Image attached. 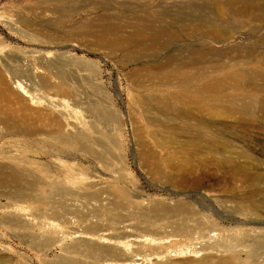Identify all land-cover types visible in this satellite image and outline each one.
Listing matches in <instances>:
<instances>
[{
  "label": "rangeland",
  "instance_id": "374dc122",
  "mask_svg": "<svg viewBox=\"0 0 264 264\" xmlns=\"http://www.w3.org/2000/svg\"><path fill=\"white\" fill-rule=\"evenodd\" d=\"M142 1L0 0V74L9 84L15 80L21 82L23 93L32 98L29 101L12 91L6 100L0 101V108L12 110L16 118H26L39 128L53 129L47 107L48 99L56 98L67 106L65 117L83 124L89 135L85 140L89 145L87 150L76 144L74 132L65 138L54 133L51 138H41V142L29 139L25 148L22 145L14 149L0 147L3 156L12 153L21 156V153L31 171L30 179L36 181L26 199H8L7 188H0V264H60L64 258V263L74 264L122 262L119 257L114 260L91 256L82 246H76L74 250L73 235L79 232L95 236L110 233L114 240L125 241L127 252L141 257L143 261H138L141 264H185L184 260L191 256H179V249L185 250L187 246H193V241L201 240L204 232L211 229L210 224L227 244L240 236L242 229L264 227L257 223L237 222L239 216L228 217L224 196L214 200L213 196L200 193L216 179L232 185L231 175L238 173L235 169L238 163L243 165L242 171L264 173V131L257 129L262 119L253 114L255 126L239 128L234 134L212 141L218 147L230 140L234 145L228 151L217 149L214 153L204 149L209 133H204V141H194L197 127L191 129V139L185 145L179 121H174L177 129L175 126L171 129L172 121H166L154 108V98L159 95L169 98V93L175 94L186 88L175 82L156 87L144 79L140 70L155 62L148 57L151 51L124 56L115 49L96 47L91 37L84 41L39 42L30 37L32 32L24 26L34 20L33 11L44 9L53 12L54 16L59 15L62 22L59 21L57 30L69 26L79 28L84 22H95L100 16H129ZM150 1L154 13L163 8L171 14L193 2ZM201 1L217 4L222 18L230 24L218 30L215 40L191 38L171 44L160 53L164 59L177 53L180 45L195 47L203 42L222 51L235 46L242 52L250 41L257 42L264 36V20L230 15L216 0ZM204 13L209 11L202 10L200 14ZM253 13L264 19V10L260 7ZM260 46L264 48V43ZM257 50H261L259 44ZM225 52L220 57L224 64L235 55ZM142 53L145 54L142 56ZM42 55L48 56L40 58ZM10 56L12 58H8ZM13 56L20 60L15 62ZM24 57L32 58L36 68L51 64L42 76L32 75ZM135 71L140 73L135 74ZM182 101L186 103L183 110L191 113L193 118H204L209 112H216L213 121L233 124L238 117L199 102L195 92H189ZM51 104L55 105L54 102ZM248 105L252 113L255 107L251 103ZM54 125L57 127L58 122ZM241 137L244 143L236 141ZM139 138L145 140V147L139 145ZM241 144L250 156L248 164L237 155L236 146ZM147 149L150 151L149 166L142 164L138 157ZM213 160L220 164L213 165ZM151 168L157 169V177ZM183 170L187 174L183 175ZM49 179L65 181L71 186L82 184L87 197L52 195L47 185ZM237 185L239 187L238 181ZM180 205L200 210L201 218L185 221L180 214L164 212L157 217L153 213L155 206L167 211ZM16 206L22 210L18 211ZM19 212L25 217H20ZM199 220L202 224L197 228ZM48 222L53 226H47ZM133 238H140L141 242L135 244ZM211 264L228 263H219L214 258Z\"/></svg>",
  "mask_w": 264,
  "mask_h": 264
},
{
  "label": "bare ground",
  "instance_id": "6f19581e",
  "mask_svg": "<svg viewBox=\"0 0 264 264\" xmlns=\"http://www.w3.org/2000/svg\"><path fill=\"white\" fill-rule=\"evenodd\" d=\"M215 2L223 4L230 15L248 17L257 21L264 20L253 13L258 7L264 10V2L261 0H216ZM136 9L129 16H100L94 20L95 22L86 21L79 28L69 26L60 31L56 29L62 22L58 18L59 15L54 16L53 12L52 14L43 9L33 11L31 14L34 20L25 23L24 26L32 32L30 37L39 42L57 43L65 39L84 41L86 37H91L96 47L115 49L124 56H130L134 52L139 54L151 51L152 54L148 57L155 62L140 70L144 79L156 87L175 82L181 84L182 88H186L177 90L175 94L169 93L167 95L169 98H164L161 95L154 98L156 103L154 108L161 112L166 121H172V124L169 125L171 129L175 126L174 121H179L180 133L185 139V145L191 139L189 136L191 129L197 127L198 132L192 138L194 141H204L202 140L204 133H209V137H206L208 141L203 144L204 149L214 153H217V149L228 151L234 145L230 140H225L226 142L218 146L219 148L215 147L212 141L222 138L221 136L234 134L239 128L246 129L255 126L251 118L253 114L262 119V123L258 124L257 129L264 131V48L260 46L264 43L263 35L257 42L250 41L242 52L238 51V47L235 46L227 48L225 51L235 54L229 58L228 64H224L220 58L225 55V51L208 47L204 42L195 47L194 45H180L177 48V53L164 59L160 53L171 44L191 38L215 40L218 38V30L227 28L230 23L222 18L217 4L201 0H193L185 7H179L174 14L163 8L154 13L150 0H143ZM202 10H208L209 13L200 14ZM258 44L261 48L259 51L257 50ZM144 54L142 53V56ZM13 60L16 62L20 59L14 57ZM24 61L32 75L41 74L42 76L51 64L50 62L41 64L40 68H36L32 58L24 57ZM137 73L140 72L135 71V74ZM211 73L215 74L210 75ZM23 90L21 82L15 80L13 84H9L2 79L0 74V101L6 100L9 92L12 91L31 101L32 98L25 95ZM189 92H195L199 102L208 104L215 109L221 108L230 116L237 115L238 117L233 124L213 121L216 112H209V115L204 118L200 116L193 118L191 113L183 110L186 103L182 100L187 97ZM237 100L238 102H236ZM53 102L55 105L51 104ZM48 103L47 110L52 117L53 129L39 128L26 118H16L12 110L0 108V147L14 149L22 145L25 148L28 146L27 140L29 139L41 142V138H51L54 133L65 138L70 137L74 132L73 138L79 148L89 149L86 142L89 137L86 128L83 124L75 123L65 117L68 111L66 104L56 98L48 99ZM249 103L255 107L252 113ZM194 121L196 123L193 125ZM55 122H58L57 127L54 125ZM175 128L177 129V126ZM236 141L244 143L243 137L237 138ZM138 143L142 147L146 146L143 139L139 138ZM241 145L236 146L238 148L237 155L244 158V164H248L250 156L243 149L244 145ZM26 151L29 150H24V152ZM149 153L150 151L147 149L138 154L141 163L147 166H149ZM20 155L22 156L21 153ZM21 156L15 153L8 156L0 154V188H7L8 199L15 197L26 199L30 196L31 188L36 185V181L30 179L31 171ZM212 164L217 166L220 162L213 160ZM242 167L241 163L235 166L238 173L231 175L232 185H229L226 180L216 179L200 193L206 196L211 195L214 200L224 196L225 202L228 203L227 216H239L240 220L237 222L264 225V173H248L242 171ZM151 171L157 177V169L151 168ZM185 171H182L183 175L187 174ZM47 185L51 188L52 195L71 198L87 197L85 190L81 187L82 184L71 186L65 181L49 179ZM242 186L245 188L241 189ZM235 190L239 192L234 193ZM16 209L22 210L20 206H16ZM21 212H19L20 217H25ZM164 212L172 215L180 214L185 221L201 218L200 210H195L187 205L176 206L167 211L158 206L153 209V213L157 217ZM201 224L200 220L197 221L196 227L200 228ZM210 225L211 229L204 232L201 240L193 241V246L189 248L187 246L186 252L184 249H179V256L185 254L191 256L184 260L185 264H211V260L214 258L219 263L264 264V227L241 228V235L227 244L221 233L215 231L213 224ZM215 225L217 224L214 223ZM47 226H53L52 222H48ZM73 238L74 250L76 246H82L84 252L86 251L91 256L100 255L114 260L118 257L121 258L119 260L122 262L113 264H141L138 261H143L137 254L131 255L127 252L128 244L126 245L125 241L114 240V237L108 232L100 236L79 232L74 233ZM132 242L137 244L141 242V239L133 238ZM64 261L65 258L60 264H74L64 263Z\"/></svg>",
  "mask_w": 264,
  "mask_h": 264
}]
</instances>
